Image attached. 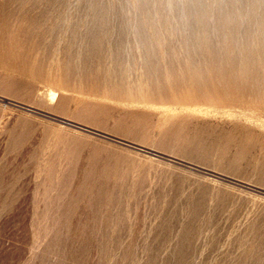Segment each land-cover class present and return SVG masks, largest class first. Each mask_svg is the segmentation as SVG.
Listing matches in <instances>:
<instances>
[{
    "label": "rangeland",
    "instance_id": "374dc122",
    "mask_svg": "<svg viewBox=\"0 0 264 264\" xmlns=\"http://www.w3.org/2000/svg\"><path fill=\"white\" fill-rule=\"evenodd\" d=\"M262 77L264 0H0V264H264Z\"/></svg>",
    "mask_w": 264,
    "mask_h": 264
},
{
    "label": "bare ground",
    "instance_id": "6f19581e",
    "mask_svg": "<svg viewBox=\"0 0 264 264\" xmlns=\"http://www.w3.org/2000/svg\"><path fill=\"white\" fill-rule=\"evenodd\" d=\"M148 26H149V25H148ZM93 43H94V42H93ZM227 49H228V48H227ZM222 73H223V72H222ZM226 74H227V73H226ZM236 74H237V73H236ZM228 75H229V74H228ZM41 76H42V75H41ZM41 76H40V77H41ZM44 77H45V76H44ZM219 77H220V76H219ZM227 77H228V76H227ZM234 77H235V76H234ZM237 77H238V76H237ZM216 78H217V77H216ZM231 78H232V77H231ZM262 78H264V77H262ZM42 79H43V78H42ZM225 79H226V78H225ZM239 79H240V78H239ZM218 80H219V79H218ZM231 80H232V79H231ZM235 81H236V80H235ZM260 81H262V80H260ZM203 82H204V81H203ZM210 82H211V81H210ZM213 82H214V81H213ZM224 82H225V81H224ZM227 82H228V81H227ZM227 82H226V84H227ZM194 83H196V82H194ZM216 83H217V82H216ZM216 83H215V84H216ZM221 83H223V82H221ZM230 83H231V82H230ZM230 83H229V84H230ZM246 83H247V82H246ZM47 84H48V83H47ZM196 84H197V83H196ZM196 84H195V85H196ZM226 84H225V85H226ZM203 85H204V84H203ZM216 85H217V84H216ZM234 85H235V84H234ZM258 85H259V84H258ZM196 86H197V85H196ZM226 86H227V85H226ZM260 86H261V85H260ZM214 87H215V86H214ZM217 87H218V86H217ZM222 87H223V85H222ZM222 87H221V88H222ZM229 87H230V86H229ZM243 87H244V86H243ZM196 88H197V87H196ZM219 88H220V87H219ZM224 88L226 89V87H224ZM237 88H238V87H237ZM250 88H251V87H250ZM255 88H256V87L254 86V90H255ZM257 88H258V87H257ZM257 88H256V89H257ZM215 89H216V88H215ZM215 89H214V90H215ZM243 89H245V88H243ZM252 89H253V88H252ZM252 89H251V90H252ZM259 89H260V88H259ZM262 89H263V88H262ZM200 90H201V89H200ZM236 90H237V89H236ZM238 90H239V89H238ZM247 90H248V89H247ZM220 91H221V90H220ZM232 91L234 92V90H232ZM248 91H249V90H248ZM248 91H247V92H248ZM201 92H204V91H201ZM221 92H222V91H221ZM243 92H244V91H243ZM245 92H246V91H245ZM247 92H246V93H247ZM261 92H262V91H261ZM192 93H193V92H192ZM192 93H189V94H192ZM199 93H200V92H199ZM205 93H206V92H205ZM248 93H249V92H248ZM252 93H253V91H252ZM208 94H209V93H208ZM244 94H245V93H244ZM253 94H254V93H253ZM206 95H207V94H206ZM209 95H210V94H209ZM209 95H208V96H209ZM217 95H218V94H217ZM226 95H227V94H226ZM260 95H261V94H260ZM220 96H221V95H220ZM222 96H223V95H222ZM247 96H248V95H247ZM252 96H253V95H252ZM180 97H181V96H180ZM182 97H183V96H182ZM182 97H181V99H183ZM185 97H187V96H185ZM189 97L193 98L192 95H189ZM200 97H201V96H200ZM203 97H204V96H203ZM212 97H213V96H212ZM224 97H226V96L224 95ZM231 97H232V96H231ZM258 97H259V95H258ZM262 97H263V96H262ZM262 97H261V98H262ZM205 98H206V97H205ZM236 98H237V97H236ZM241 98H242V96H241ZM197 99H198V97H197ZM200 99H201V98H200ZM203 99H204V98H203ZM216 99H218V97H217ZM226 99L229 100V98H227V97H226ZM257 99H260V98H257ZM262 99H263V98H262ZM194 100L196 101V98H195ZM194 100H193V101H194ZM204 100H206V99H204ZM213 100H214V99H213ZM181 101H182V100H181ZM187 101H188V100H187ZM206 101H207V100H206ZM211 101H212V100H211ZM216 101H217V100H216ZM216 101H215V102H216ZM251 101H252V100H251ZM215 102H214V103H215ZM262 102H263V101H262ZM262 102H261V103H262ZM212 103H213V102H212ZM236 103H237V102H236ZM261 103H260V104H261ZM218 104H219V103H218ZM230 104H231V103H230ZM237 104H239V103H237ZM240 104H241V103H240ZM258 104H259V103H258ZM260 104H259V105H260ZM263 104H264V103H263ZM263 104H262V105H263ZM219 105H220V104H219ZM228 105H229V104H228ZM223 106H224V105H223ZM230 107H231V106H230ZM235 107H236V106H235ZM235 107H234V109H235ZM219 108H221V107H219ZM223 108H226V107L224 106ZM223 108H222V109H223ZM19 186H20V185H19ZM18 190H19V189H18ZM3 192H4V191H3ZM9 198H10V197H9Z\"/></svg>",
    "mask_w": 264,
    "mask_h": 264
}]
</instances>
